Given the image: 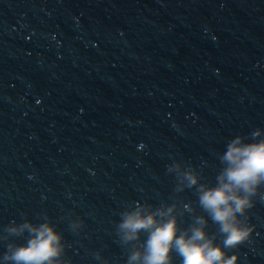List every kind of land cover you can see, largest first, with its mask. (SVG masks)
<instances>
[{
	"label": "water",
	"instance_id": "obj_1",
	"mask_svg": "<svg viewBox=\"0 0 264 264\" xmlns=\"http://www.w3.org/2000/svg\"><path fill=\"white\" fill-rule=\"evenodd\" d=\"M258 128L264 0H0V264L28 237L6 227L25 220L61 234L62 264H126L136 242L117 225L143 204L175 203L181 229L204 215L221 243L196 188L177 192L167 169L214 186L227 143ZM254 200L249 238L226 250L237 264H264ZM185 204L195 212L179 216Z\"/></svg>",
	"mask_w": 264,
	"mask_h": 264
},
{
	"label": "clouds",
	"instance_id": "obj_2",
	"mask_svg": "<svg viewBox=\"0 0 264 264\" xmlns=\"http://www.w3.org/2000/svg\"><path fill=\"white\" fill-rule=\"evenodd\" d=\"M253 142H244L237 135L226 145L220 156L224 165L216 177V184L200 183V176L190 168L181 169L180 163L168 166V172L176 171V191L196 188L198 204L207 216L219 226L222 242L216 243V234L205 229L208 220L204 215H193L192 223L181 229L178 224L176 204L151 209L143 204L134 210L121 213L117 233L123 244L135 241L136 245L127 258L126 264H172L171 253L181 258V264H237V255H228L226 250L236 248L245 242L252 227L247 223L246 212L254 206L255 197L264 201V138L260 129L250 133ZM135 203V202H133ZM194 213L195 209L185 204L184 212ZM82 221L72 222L74 230ZM27 230L24 244L9 243L2 260L4 264H62L65 245L62 236L48 220L38 227L29 221L16 226L9 224L5 231L9 235L21 236ZM141 232L146 240H140ZM6 238V237H5Z\"/></svg>",
	"mask_w": 264,
	"mask_h": 264
}]
</instances>
